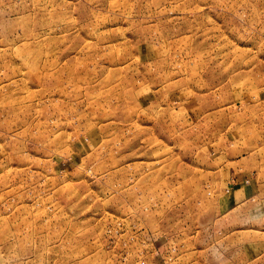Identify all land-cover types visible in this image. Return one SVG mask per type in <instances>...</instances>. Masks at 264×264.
I'll return each mask as SVG.
<instances>
[{
	"label": "rangeland",
	"instance_id": "rangeland-1",
	"mask_svg": "<svg viewBox=\"0 0 264 264\" xmlns=\"http://www.w3.org/2000/svg\"><path fill=\"white\" fill-rule=\"evenodd\" d=\"M263 184L264 0H0V264H264Z\"/></svg>",
	"mask_w": 264,
	"mask_h": 264
},
{
	"label": "crops",
	"instance_id": "crops-1",
	"mask_svg": "<svg viewBox=\"0 0 264 264\" xmlns=\"http://www.w3.org/2000/svg\"><path fill=\"white\" fill-rule=\"evenodd\" d=\"M264 185V184H263ZM259 204H261V206L259 207L260 209H259V215H260V213H262L261 215H260V217H259V220H261V219H263L264 218V209H262L263 208V206H264V197L262 196L260 199H259ZM262 216V217H261Z\"/></svg>",
	"mask_w": 264,
	"mask_h": 264
}]
</instances>
